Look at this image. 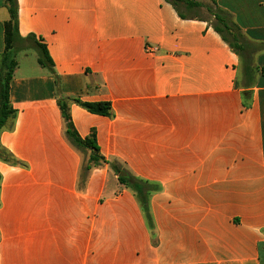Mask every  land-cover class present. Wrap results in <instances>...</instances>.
<instances>
[{
	"label": "crops",
	"instance_id": "obj_1",
	"mask_svg": "<svg viewBox=\"0 0 264 264\" xmlns=\"http://www.w3.org/2000/svg\"><path fill=\"white\" fill-rule=\"evenodd\" d=\"M16 1L35 43L15 46L0 133L26 165L0 161V264H264V0H229L236 39L172 0ZM59 97L110 103L66 100L107 163L83 173ZM111 164L156 187L146 213Z\"/></svg>",
	"mask_w": 264,
	"mask_h": 264
},
{
	"label": "trees",
	"instance_id": "obj_2",
	"mask_svg": "<svg viewBox=\"0 0 264 264\" xmlns=\"http://www.w3.org/2000/svg\"><path fill=\"white\" fill-rule=\"evenodd\" d=\"M0 3L5 6L8 13V19L3 23V51L0 54V133L8 128L12 127L15 117V110L9 103V84L13 76V71L16 67L14 60L15 46L17 43L34 42V36L28 35L25 38H21L18 34V20L17 12L18 5L16 0H0ZM171 6L181 19H186L187 15L181 11L180 7L185 10L189 8L201 7V4L194 0H172ZM218 20L219 17H217ZM226 28V26H224ZM213 30L223 37V29L218 26H212ZM40 57L38 58L39 64L48 67L51 64V60L47 54L44 46L38 45ZM232 48V47H231ZM70 102L77 104L87 112L95 115L105 116L111 118L113 116L111 105L109 102H81L76 98L66 99ZM65 98L59 97L57 99V105L60 110L61 119L63 121V135L66 141L75 148L83 157V173H86L90 168L101 166L106 160L100 156L95 139V132L91 130L86 138H81L75 131L68 111V103ZM0 161L11 166L25 167L26 165L16 159L10 152L0 145ZM111 168L116 174L122 170L111 164ZM1 181V176H0ZM120 184L128 188L137 198L142 210L147 211V195L156 189L155 186L148 184L147 182L135 179L132 176L126 178H118Z\"/></svg>",
	"mask_w": 264,
	"mask_h": 264
},
{
	"label": "rangeland",
	"instance_id": "obj_3",
	"mask_svg": "<svg viewBox=\"0 0 264 264\" xmlns=\"http://www.w3.org/2000/svg\"><path fill=\"white\" fill-rule=\"evenodd\" d=\"M198 1L201 2V7L189 8L186 10L183 7H180L181 11L188 16H196L206 19L210 25L222 28L224 33L234 34L232 36L236 39L237 35L234 31L238 30V27L234 24L233 19L239 14L241 6L239 5L238 7L237 4L231 5V1L229 0H222V3L218 0ZM217 17H219L220 20H218ZM224 26H226V28ZM26 43H28V45L32 44L31 41ZM25 55L30 59L33 58V56H38L37 53L31 50L25 52Z\"/></svg>",
	"mask_w": 264,
	"mask_h": 264
},
{
	"label": "water",
	"instance_id": "obj_4",
	"mask_svg": "<svg viewBox=\"0 0 264 264\" xmlns=\"http://www.w3.org/2000/svg\"><path fill=\"white\" fill-rule=\"evenodd\" d=\"M118 177L126 178L127 174L124 171H120L119 174H118Z\"/></svg>",
	"mask_w": 264,
	"mask_h": 264
}]
</instances>
